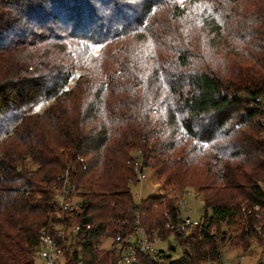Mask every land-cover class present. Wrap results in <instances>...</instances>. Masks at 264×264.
I'll use <instances>...</instances> for the list:
<instances>
[{
    "label": "trees",
    "instance_id": "obj_1",
    "mask_svg": "<svg viewBox=\"0 0 264 264\" xmlns=\"http://www.w3.org/2000/svg\"><path fill=\"white\" fill-rule=\"evenodd\" d=\"M248 3L0 0V264H34L38 233L54 212L52 185L65 170L81 187L83 208L69 222L90 227L81 237L90 264L111 262L94 246L136 212L150 230L162 229L166 215L175 219L166 195L136 205L132 150L166 188L195 189L209 220L201 233L176 234L183 254L166 264L217 263L232 239L223 226L240 232L239 248H251L243 225L256 222L242 207L259 206L264 217L256 102L264 95V0ZM160 38L171 56L148 75L149 56L127 39L143 49ZM247 59L251 76L243 79L238 67ZM28 161L34 170L21 167Z\"/></svg>",
    "mask_w": 264,
    "mask_h": 264
},
{
    "label": "built area",
    "instance_id": "obj_2",
    "mask_svg": "<svg viewBox=\"0 0 264 264\" xmlns=\"http://www.w3.org/2000/svg\"><path fill=\"white\" fill-rule=\"evenodd\" d=\"M256 102L261 104L264 115V95L257 98ZM130 156L135 182L140 185L147 179L148 168L144 164L140 150L132 151ZM69 174V170L64 172L60 180L62 184L60 191L52 202L54 206L60 207L62 213L70 211L69 213L73 214L79 212L83 206L80 203L76 204L77 202L71 203L69 200L77 193L81 194V191L70 183ZM184 207V201L178 204L179 211ZM242 209L245 220L251 219L256 222L252 224L246 222L243 225L244 232L251 235L249 238L251 248L264 249V217L261 208L254 206L252 208L242 207ZM166 216L167 220L162 229L150 230L142 225L141 217L136 212L132 222L119 224L114 235L107 230L100 242L94 246V250L108 253L112 257L108 264H138L141 257L148 258L156 264H166L176 259L169 243V237L174 238L176 234L187 235L191 231L201 233L209 226V220L204 216L200 219H191L180 213L175 216V219L171 215ZM56 221L39 231L35 254L44 264H90L85 260L81 247L82 234L90 227H83L79 224L67 225L64 220L63 223H56ZM215 231L216 228L213 226L210 234L213 235ZM242 260L243 257L240 261Z\"/></svg>",
    "mask_w": 264,
    "mask_h": 264
},
{
    "label": "rangeland",
    "instance_id": "obj_3",
    "mask_svg": "<svg viewBox=\"0 0 264 264\" xmlns=\"http://www.w3.org/2000/svg\"><path fill=\"white\" fill-rule=\"evenodd\" d=\"M243 4L249 7L248 0H243ZM96 5L99 7V9L103 8V6H101L99 3H97ZM232 15L233 14L230 13V17H229L230 20L232 19ZM159 17L163 18V20L167 18L165 12L160 13ZM162 22H167L169 24V22L166 20ZM155 28L156 26L152 27L150 29V33H153ZM156 37H153V38H156ZM210 38H211L210 36H207L205 41H208ZM134 40L127 39V41L130 43L140 45ZM198 40L200 41V38ZM164 41L165 40L160 38L159 41H156L155 46L146 47L143 49L139 48L137 45H134L135 50H138L139 52H141L143 56L148 55L150 58L147 61L142 63V68L148 75H150V73H152L156 69V67L159 66L161 62H164V63L168 62L171 56L170 54L166 55V52L163 49L164 47H167ZM147 43H148V40L145 42V45H147ZM225 44L229 45V50H233L232 52L238 50L236 49V46H238V44H233L228 39H226ZM89 49L95 55L99 54L102 50L101 46H99L98 44H89ZM108 59L110 58L108 54H106V56L103 59V62H105ZM230 59L231 58L229 57L228 60ZM249 66H250V61L249 59H247L245 61V66L240 65V67H238L239 71L245 70L243 77H242L243 79L250 74L249 69H248ZM141 78H146V77L141 76L140 79ZM46 106L47 105L45 104L39 106L37 108V111H42ZM21 167L28 169V170H34L36 168V165L32 163L31 161H28L24 163ZM64 172L59 174L58 180H57L58 182L57 181L55 182L59 184L54 183V185H52L51 190L53 191V199L55 198L57 193L60 191V187L62 185L60 184V180L62 176H64ZM68 179L70 183L74 185L78 191L79 190L81 191V187H79L76 184V182L71 180L70 174H69ZM131 189L134 195L136 205H139L142 199H146L148 197L158 198V197H162L166 195L169 198H174V201L176 202L175 205L178 210H180L178 208V204H180L183 201L185 202V207L181 211H179L180 215L183 214V216H188L191 219H200L204 214L201 195L195 189L176 188L173 191V189L171 188H166L163 185V182L159 181L158 178L155 176V174L150 169L147 170V179L140 185H138L137 183L131 184ZM78 195L80 194L77 193L76 196L70 197L69 198L70 202L71 203L77 202L76 204H79V203L81 204V199L80 197H78ZM52 201L50 202V205L54 207V212L50 216V219H51L50 223L56 220H57L56 223H63L62 221L64 220L67 225L72 224L71 222H69V220L73 218L74 213L73 214L69 213L70 211H64L62 213L60 211V207L54 206ZM222 230L226 231L228 236L232 237V239L231 240L226 239V242L222 244L221 249H220V260L217 263L206 261L200 264H264V249L263 248L252 247L249 250H242L241 248H239L238 237L240 235V232L237 230V228L232 227V226H223ZM194 233H196V231H191L188 234H194ZM214 234H216V231L214 232ZM169 243H170L171 248L173 249V252H174L173 255L176 257V259L180 258V256H182L183 254L184 247L182 248L179 245V243L176 242L175 237L174 238L169 237ZM166 245L168 246V243ZM241 257H243L242 261H240ZM33 262L34 264H44V262L39 259V257L35 254V252L33 255Z\"/></svg>",
    "mask_w": 264,
    "mask_h": 264
}]
</instances>
